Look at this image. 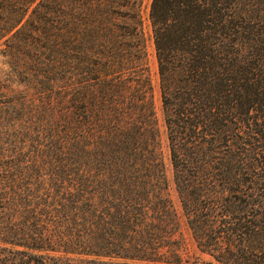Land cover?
Returning <instances> with one entry per match:
<instances>
[{"label":"trees","instance_id":"1","mask_svg":"<svg viewBox=\"0 0 264 264\" xmlns=\"http://www.w3.org/2000/svg\"><path fill=\"white\" fill-rule=\"evenodd\" d=\"M144 0H0V264L181 263ZM196 248L264 264V0L148 6Z\"/></svg>","mask_w":264,"mask_h":264},{"label":"rangeland","instance_id":"2","mask_svg":"<svg viewBox=\"0 0 264 264\" xmlns=\"http://www.w3.org/2000/svg\"><path fill=\"white\" fill-rule=\"evenodd\" d=\"M150 1L151 0H144L143 9H142V17H143L144 29H145L146 37H147V50L149 53V71H150V77H151L153 87H154V99H155V105L157 109V116L159 120L161 154H162L164 165H165V176H166L167 183H168L167 193L178 215L180 231H181V235L184 241V248L182 251V260H181V263L179 264H219L218 262L213 260L209 255L205 253H201L196 248L192 240V237L190 235V232L187 226L185 225L184 218L181 215L180 201L178 199L175 185L173 183V173H172V167H171V163L169 159L168 144H167V139H166V135L164 132V126H163L162 115H161L158 78H157V72H156V61L154 57L152 40L149 36L150 30L148 27V19H147L148 15L147 14H148V6H149ZM156 264H177V263L159 262Z\"/></svg>","mask_w":264,"mask_h":264}]
</instances>
